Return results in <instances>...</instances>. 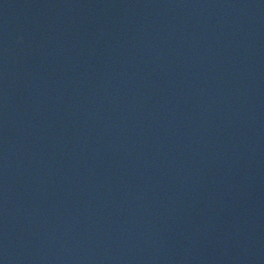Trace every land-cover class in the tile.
<instances>
[{
    "label": "water",
    "instance_id": "1",
    "mask_svg": "<svg viewBox=\"0 0 264 264\" xmlns=\"http://www.w3.org/2000/svg\"><path fill=\"white\" fill-rule=\"evenodd\" d=\"M264 92V0H0V264H155Z\"/></svg>",
    "mask_w": 264,
    "mask_h": 264
}]
</instances>
